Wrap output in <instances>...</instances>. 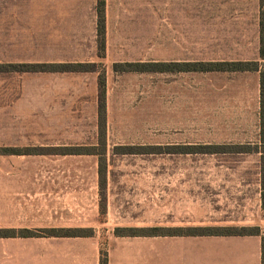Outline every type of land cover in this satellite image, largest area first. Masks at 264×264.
Listing matches in <instances>:
<instances>
[{"label":"rangeland","instance_id":"rangeland-1","mask_svg":"<svg viewBox=\"0 0 264 264\" xmlns=\"http://www.w3.org/2000/svg\"><path fill=\"white\" fill-rule=\"evenodd\" d=\"M71 1L20 0L21 8L31 9V19L36 20L32 24L36 45L21 47L18 57L6 55L0 72L27 71L18 72L14 80L6 75L5 80L6 86L18 83L22 99L30 98L31 111L34 105L36 109L37 147L21 150L35 152L38 167L51 162V154L53 161L68 153L84 154L91 161L87 155L95 154L102 178V202L107 168L147 169L150 185L174 184L182 178L181 170L191 169L199 203L256 202L264 168L260 72H178L171 66L172 62L204 64L208 63L204 60L219 58L205 54L218 45L216 36H221L205 30L211 26H207L206 11L195 6L206 0H77L86 4L80 13L86 15L85 21L78 22V28L88 27L87 15L94 7L97 44L92 51L86 41L84 49L55 56L45 47L48 15L56 5L68 7ZM100 5L105 16V35L101 36ZM21 44H25L23 38ZM61 57L70 61H52ZM10 59L19 61L8 62ZM128 64L149 65L151 72H143V66H139L141 72L131 71ZM62 69L69 72H57ZM56 137L59 143H51ZM61 137L77 138L78 147H67L68 138ZM125 178L134 177L124 176L119 181L126 184ZM244 191L248 199L240 198ZM113 226L97 230L102 253L111 235H128L117 232L128 228L112 231ZM155 228L149 225L141 230ZM150 233L154 232L144 234ZM82 234L89 236L93 231Z\"/></svg>","mask_w":264,"mask_h":264},{"label":"crops","instance_id":"crops-1","mask_svg":"<svg viewBox=\"0 0 264 264\" xmlns=\"http://www.w3.org/2000/svg\"><path fill=\"white\" fill-rule=\"evenodd\" d=\"M84 6L73 0L68 7L56 5L51 9L44 40L55 56L84 49L86 41L93 51L98 38L94 7L87 15L88 27H77L78 22L85 21L86 15L80 14ZM195 6L206 11V23L211 26H205V30L221 33L216 36L218 45L205 52L219 58L203 62L261 61V0H206ZM30 14L31 9L21 8L20 0H0V64L6 62V55L18 57L21 47L36 45V20ZM52 61L70 60L61 57ZM6 75L14 80L19 73L0 72V264H101L102 244L97 230L102 226L114 225V231L121 227L141 230L149 225L187 229L247 223H256L261 236L111 235L105 250L107 264H262L261 180L257 201L252 205L246 201L215 205L198 202L191 169L181 170L182 178L174 184L150 185L147 169L107 168L106 198L102 202V178L95 154L87 155L91 161L84 154L74 153L61 154L58 161H53L51 154V162L38 167L36 153L21 150L37 147L36 109L34 105L31 111L30 98L22 99L18 83L6 86ZM258 106L260 110V82ZM61 138H68L67 147H78L77 138ZM53 140L51 143H59V137ZM115 173L134 178H125L123 184ZM240 198L248 199L249 195L244 191ZM84 230L93 234H53Z\"/></svg>","mask_w":264,"mask_h":264},{"label":"trees","instance_id":"trees-1","mask_svg":"<svg viewBox=\"0 0 264 264\" xmlns=\"http://www.w3.org/2000/svg\"><path fill=\"white\" fill-rule=\"evenodd\" d=\"M102 5H100L99 15V26L98 30L101 35H105V16L104 12L101 10ZM260 58L261 62H217V63H171L172 69L178 72H260V127L262 135V144H264V0H261V15H260ZM139 66L142 64H128V67L132 68L131 71L141 72ZM155 68L160 67V64H150ZM118 66H116L117 68ZM184 67V68H183ZM61 68H67L63 66ZM143 72H151L149 65L143 66ZM67 69H62V71L57 72H69ZM156 70V69H155ZM152 70V71H155ZM10 72H27V71H10ZM38 72V71H36ZM119 72V70L117 71ZM262 207L264 209V168L262 174ZM154 232L153 234H144L145 232ZM117 232H127L128 235H119L120 237H135V236H261V229L259 227L254 228H222V227H194V228H155V229H121ZM144 232V233H140ZM53 234H56L53 232ZM58 235V234H57ZM63 236H87L82 234V231L68 232L62 234ZM101 264H107V254L102 253ZM262 264H264V236L262 237Z\"/></svg>","mask_w":264,"mask_h":264}]
</instances>
